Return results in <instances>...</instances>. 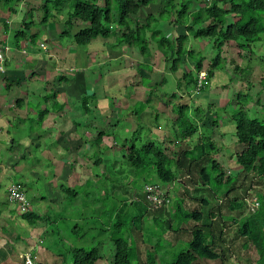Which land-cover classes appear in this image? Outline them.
<instances>
[{"label":"trees","instance_id":"trees-1","mask_svg":"<svg viewBox=\"0 0 264 264\" xmlns=\"http://www.w3.org/2000/svg\"><path fill=\"white\" fill-rule=\"evenodd\" d=\"M22 2L24 0H0V9L14 15L16 13L14 6ZM150 5L153 7L149 9ZM144 8L157 10V18L146 19L141 24L138 16ZM42 9L44 16L41 24L44 23L45 26L51 18L65 15L67 22H64L67 27L61 31L60 38L66 36V39L77 48L92 46L93 50L91 51L90 48V52L98 54L108 48L115 49L123 45L132 47L146 61L144 64H139L136 68L137 72L146 69L152 72V66L147 62L154 55H159L163 72L174 75V83L177 84L174 93H160L161 96L155 98L164 107H169L170 101H176L177 95L190 96L192 91H196L197 74L204 70L205 65L208 66L206 82L210 83L213 71L217 70L222 60L221 53L225 46L235 44L238 51L247 52L245 50L259 42L260 36L264 33V0H49L44 1ZM5 19L0 21L2 25L0 38L9 35L11 42L8 43L15 50H19L21 45L28 50L38 47L40 31L34 28L31 14L27 15L21 25L15 29H10L11 25L8 19ZM55 22L57 21L54 20L53 23ZM149 22L154 26L150 27ZM159 22H167L172 27H182L183 32L175 38L165 37L157 29ZM47 27H44L45 33ZM189 38L209 42L211 49L214 50L212 57L206 59L192 50L188 51ZM4 50V44L0 40L2 66L5 64ZM187 61L192 64L193 71L186 68ZM230 65L239 72L240 68L235 62L230 61ZM9 74L5 72L3 76ZM161 84L165 86L166 79H163ZM259 85L264 90V80L260 81ZM250 87L251 84L248 82V85H243V93L236 95L235 100L241 104L231 117L235 128L230 138L240 152L223 159L227 168L222 167L221 162L214 159L221 147L218 148L208 139V143L204 142L201 135L197 138L202 127L199 125L202 118H197L200 113L198 108L192 109L190 105L179 104L177 100L175 110H171L172 113L174 112L171 139L165 140L163 144H156L150 140L142 142L135 137L140 130L138 121L143 111L147 110L143 102L134 103L128 108L122 107L124 113L131 110V115L129 113L128 115L135 117L138 125L132 133L133 139L130 142L124 141L119 146L124 152L122 158L128 167L141 173L142 176L147 173L155 176L159 183L158 187L163 190L168 202L160 208L153 209L144 189L151 185L148 182H144L138 189L143 194L141 199L138 200L136 194L132 195L130 188L121 191L126 198L119 204L118 200L112 202L114 198L108 194L107 186L109 184L114 194H118L116 166L111 160L104 164L100 152L96 151L92 155L94 158L92 167L88 170L93 174L97 167L103 165V174L88 176L81 185H77L88 201H83L80 212H75L71 216H65L63 213L64 217L59 219L69 218L71 222L75 221L73 233H76L81 226L85 229L83 235L89 232L92 244L96 243L89 249L74 246L69 249L63 248L62 254L52 251L53 253H49L50 257L57 256L56 259L60 257L66 264L101 262L102 264H241L233 258L235 250H231V247L225 244L227 226L231 225L236 228V237L241 241V249L245 251L244 256L250 253L255 258L253 264H264V192L254 191V195H248L253 180H257L258 183L264 182V119L253 118L245 110V105L250 103L244 92L248 93ZM208 88L202 85L196 94H202ZM144 90L140 86L138 92L136 91L137 94L134 92V95L142 98ZM152 102L150 96L146 104L150 107ZM254 104L257 106L259 102ZM15 107H19L18 101ZM137 110L141 113L136 114ZM42 114L32 118L26 117L22 122L25 124L34 122L32 124L39 127L43 120ZM155 118L157 121V117ZM216 119L217 117H214L212 123L216 122ZM76 127L79 125L76 124ZM103 137H105L104 132L97 134L93 143L101 145ZM179 144L184 145L185 148L179 149ZM168 146L171 148L173 146L174 149L179 150V153L173 152ZM68 147L69 145L65 149ZM207 157L213 159L205 162ZM74 164H71L72 168ZM228 164L237 168L234 177H227L225 174L231 172ZM193 168L198 173L199 181L203 186L201 190L207 198L191 199L182 194V203L176 204L171 212L166 211L165 208L171 201L168 190L162 186L185 185L188 181L192 182ZM181 175H184V178H181ZM248 176H252V181L245 185ZM92 179L95 180L94 184ZM9 186L10 183L7 187ZM60 190L63 202H71L79 197L76 188L71 186L61 187ZM103 192L104 196H100ZM208 194L211 197H208ZM96 195L98 199L95 200ZM247 198H251L250 201L255 198L258 203L257 209L253 212L247 209L248 205L245 202ZM184 200L190 205L185 204ZM92 201L96 202L97 206ZM104 201L109 202L108 206L103 205ZM62 208L65 212L63 205ZM205 208L206 213L203 211ZM85 210H89L90 214H86ZM223 211L228 215H222ZM244 211L248 214L238 216ZM21 219L27 226L35 225L40 221V217L30 213L22 215ZM149 219L152 224L149 223L147 226L146 220ZM176 220L179 221L178 227L173 225ZM192 221L194 224H190L188 229L180 226L181 222L186 224ZM79 222L80 225H76ZM183 232H187L189 238L183 237ZM164 242H168L167 247L162 245L165 244ZM103 243L111 245L112 249L109 250L112 252L111 258H107L103 253ZM64 256L68 257V262Z\"/></svg>","mask_w":264,"mask_h":264},{"label":"rangeland","instance_id":"rangeland-1","mask_svg":"<svg viewBox=\"0 0 264 264\" xmlns=\"http://www.w3.org/2000/svg\"><path fill=\"white\" fill-rule=\"evenodd\" d=\"M44 1L49 0H24V2L18 3L14 6V10L16 12L14 15L6 13L0 9V21H4V18L8 19L9 24H14L12 28L15 29V27H19L21 25L23 19H25L27 15L31 14L34 28L40 31L38 35V43H43L44 41H46V46L50 51L52 48H56V42L52 39L53 36L50 35V33H52V31L54 30L51 24L55 26L60 25L61 30L63 31L67 27L64 22H67V19L63 14L60 16H56L55 19L51 18L49 20V23L46 25L50 27L47 28V31L45 33L44 27L46 26L44 25V23L41 24L42 17L44 16V12L42 9ZM152 7L153 5H150L149 9ZM53 19L57 22L53 23ZM149 23L150 27L154 26L153 23ZM159 25L160 23L158 24V26ZM1 26L2 25L0 23V31ZM58 39H60L58 44L60 42L61 44H63L66 40V36ZM7 40L8 39H6V41ZM187 50H192L196 54H199L206 59L211 58L214 54V50L211 49V44L209 42L205 40H193L192 38L188 39ZM240 51L237 50V46L235 44L225 46L223 48V52L221 53L222 60L217 67V70L213 71V74L211 76L209 88L200 95L191 94L190 96H187L185 94H181L177 95L178 98L176 99V101L178 100L179 104L190 105V108H198L200 110L197 118H202L201 124H199L202 127L200 126V134L197 135V138H200L201 135L203 137L202 139H204V142L206 141V143H208V140H210L212 143L217 145L218 148L221 147V150L218 151L219 153H217L216 156H214V159H216L218 162H221L220 165L226 168L228 166H225L223 159H226L228 156L235 152H240V149L236 148L231 142L230 136L234 134L235 128V123L233 122V119H231V117L241 104L239 101L235 100L237 97L236 95L237 93H243V85H248V82L251 84V87L249 88L248 93L244 92V95L247 96V100H249L250 104L245 105V110L253 118L264 119V90H262L259 85L260 81L264 80V33L260 36L259 42L252 44L249 49L245 50L247 52ZM132 52L134 53V55H131ZM135 52L137 55H135ZM112 54L115 59H118L116 60V62H111L108 68L106 65L99 68L98 66L100 65V61L98 58H96V63H94V68H96L95 70H97L101 74V76L98 84L94 85V83L93 87L95 86L96 88L97 86V90H101L100 88H102V92H99V97L96 98L97 107L92 106L90 109L95 115H99L100 118L105 120L103 124H101L100 122L90 124L89 121H86L89 124L86 125V127L89 128V131L85 132L82 130L83 128L78 130V138L76 140L67 138L68 135L64 136V141L62 138H54L53 135H49V137L45 136L46 138L40 140V143H37L36 140H33V144L35 146L32 147L31 150V152L33 153L32 161L29 160L30 149L27 151L19 149V146H23V144L25 143L22 139L13 138V135L5 138L0 132V162H3L0 165V213L7 211L9 212L6 214L7 218L5 217V215L3 216L5 217L3 222V229H6L7 233L0 231V264H20L19 258L23 256V250L33 253V245L35 246L36 254L40 256L39 264H66L63 263L60 257H58L59 259H56L57 256L51 258L50 254L53 253L52 251L57 254L59 252L62 254L64 252L63 248L69 249V247L74 246L85 247L89 249L96 243L93 242L92 244V241L89 237V232L83 235V233H85V229L81 228V226L78 227L79 229L76 231V233H73V230H75L73 226L75 221L71 222L69 218H67L66 220H59L64 217L63 213L65 216H71L75 212H80L81 204L83 203V201H88V199L84 198V192H82V190H79L80 186L77 185H81L83 183V180L87 179L88 176L94 177L95 175L103 174V165L97 167L96 172H94L93 174L88 170V168L92 167L91 164L94 161L92 155L96 151L100 152V157L102 158L104 164L111 160V163L116 166L115 168L117 171L116 177L118 194H114V190L111 188V186H109V184L107 186L108 194L114 198L112 202L118 200L119 204L122 199L124 200L126 198L125 196H123V193H121V191L130 188L132 189L131 194H136L138 200L141 199L143 194L138 189L141 188L144 182H148V184L151 185L158 184L157 186H159L156 177L152 174L149 175L147 173L145 176H142L141 173L128 167L122 158L124 152L119 149V146L124 141L130 142L133 139L132 133L137 129L136 127L138 125L140 127V130L137 132V135H135V137L139 138L140 141L142 140V142L150 140L156 144H163L165 140L171 139L172 120L174 119V112L172 113L171 110H175L176 101H170L169 103H171V105L169 107H164L162 103L157 102L155 98H159L161 96L160 93H174L173 77L175 76L163 72L162 60L159 58V55H157L156 57H152L147 62L148 65L152 66V72L148 71L149 69L137 72L135 62L140 61L142 63V59H140L137 51H134L132 47H127L126 49L122 50V52H112ZM238 54H240V56ZM80 57L83 58L82 56ZM126 59H129V61H127ZM109 60L111 59H105V64H107L108 62L106 61ZM230 61L235 62L236 65L239 66V72L235 71L234 67L230 65ZM78 62H83V60ZM125 62L127 63L125 64ZM179 67L181 68V65H179ZM186 68L190 71H193V66L190 65L188 61L186 62ZM207 69L208 66L205 65L204 71H207ZM111 70L112 73H115L114 76H107L106 74L108 72H111ZM62 76L63 79L69 77L67 73H62ZM3 79L5 81H9V84H14L17 82L18 78H13L9 74L6 77H3ZM21 79L25 78L21 77ZM163 79H166L167 81V84L165 86L161 84V81ZM155 85H157L158 88ZM106 86L110 87L109 92H106L103 89V87L106 88ZM140 86L145 90L143 91V94L141 96L142 98H137L134 95V92H138V87ZM15 90L16 89H14L10 93L9 89H5V93L8 94L7 97L9 99L11 98ZM129 94H131L132 96L130 97ZM216 94L219 95L216 96ZM150 96L153 102L149 107V105L146 104V101ZM4 97L5 96L0 99H4ZM109 99L118 100V104L112 103V105H109V103L111 104ZM126 99L127 101H125ZM257 101L259 102V104L256 106L254 103ZM139 102H143V106H146L147 110L143 111L140 117L141 119L138 121L137 125L135 117L133 118L132 116H130L131 110L124 113L122 107L126 108V104L131 103L133 106L134 103L137 104ZM71 103L72 99L69 101V105ZM70 108L71 110L83 114L79 110H76L75 106H72ZM80 110L82 111L83 108H80ZM138 111L139 110H137L136 114L141 113V111ZM128 113L130 115H128ZM0 114V117H2L0 125L4 126L2 120L4 118L8 119L6 116H4V109ZM155 117H157V121H155ZM214 117H217V121L212 123ZM67 118L65 115V118L63 119L64 123H69V118L68 121ZM107 119H110L111 121L108 122ZM20 123L21 128L29 127L23 122ZM47 126L49 125L47 124ZM49 127H53V129H55L56 133H53L55 135L58 134L57 131L65 128V126H56L55 128V124H52V127ZM97 127L100 129L103 128L105 137L102 138L101 145H99L98 148L97 144L95 143L92 144L91 148V143L87 142V139H85V137L92 135L93 132L90 131V129H95ZM33 128L38 127L34 126ZM50 132L52 133V131ZM42 142L47 145V150L50 149V145L54 147L52 150H49L48 153H45V151H43V153H45L44 156L43 154L41 155L39 151L43 146V148H46V146ZM29 143L30 141L27 145H29ZM67 144L70 145L69 148L71 149L69 150V153H66V156H61V151L66 148ZM179 145V149L183 150L185 148L184 145ZM12 146H15L14 149L10 148ZM105 147L106 149L108 148L110 150H106ZM169 148L173 150V152L177 151V153H179V150L174 149L173 146L172 148ZM37 152L40 153L42 157ZM8 156L9 160L7 159ZM19 156L27 159V161H31L29 165H32V168H34V174L30 175L31 166H29V176L27 180H24L23 177H19V180L26 191V196L30 202V214H34L40 217V221L32 226H26L27 224H25V222L21 219V215H19L18 213L19 211H22L20 210V207H14L12 204L5 201L7 186L9 184V180L12 179L10 178L12 177V172L6 170L4 174L2 167L4 166V161H8L7 164H9L11 158L17 159L18 157V159H20ZM34 156L39 160V162L36 164L34 162H36L37 160L34 159ZM210 159H213V157H207L205 162L209 161ZM114 160L116 162H114ZM72 163H75L73 168L71 167ZM44 164L50 165L51 169H49L48 167L47 169H45ZM21 166L22 164H19V167ZM229 167V170L231 172H225V174L227 177H234L236 175L235 171L237 168H235L234 165H229ZM73 170L75 172H73ZM196 172L193 168L192 182L188 181L187 183H185V185H160L168 190L169 199L171 201L170 205L165 208L166 211L171 212L173 209H175L176 204L181 202V197L183 198L182 194H185V197H189L191 199L207 198L204 192L201 190L203 186L201 185L198 173ZM183 176L184 175H181V178H184ZM251 179L252 176H248L245 185H248V183L252 181ZM256 181L253 180L252 188L250 190V193L248 194L249 196L254 195V191H258L259 193L264 192V182L258 183ZM94 182L95 180H93L92 184H94ZM45 184L53 186V189L46 193L47 198L41 196L42 192L45 191V189L43 188ZM70 186L71 188H76L79 197L75 200H72L71 202H63L64 199L62 193H60V188H67ZM100 196H104V192ZM209 196L211 197L210 194H208V197ZM96 199H98L97 195L95 197V200ZM249 199L247 198L245 199V201ZM92 203L97 206L96 202L94 203V201H92ZM108 203V201H104L103 205L108 206ZM185 204L189 203L185 201ZM62 205L65 208V212L62 210ZM206 210V208L203 209L204 213L207 212ZM85 213L90 214V211L85 210ZM156 213L160 214L161 212ZM8 214H12L14 216L12 220L11 216ZM247 214L248 213L244 211L242 214L239 213L238 216H245ZM222 215H228V213L223 211ZM238 216H236V218H239ZM1 220L2 217L0 218V223ZM183 222H181L180 226L184 229H188L191 226L190 224H194L193 221L192 223L190 222L186 224H184ZM149 223L152 224L151 219H149V221L146 220L147 226H149ZM178 223L179 221L176 220L173 224L174 227H178ZM76 225H80V222ZM57 232L59 234H57ZM182 236L186 239L189 238L187 232H183ZM224 240L226 246L231 247V250H235L233 258L236 261H239L241 264H253L255 259L254 255L252 256L250 253H248V256H244L245 251L243 252V250L241 249V241L236 237V228L234 226H227ZM164 243L165 244L162 245L167 247L168 242ZM24 247L26 248L23 249ZM103 249V253H105L106 257L111 258L112 252H109V250L112 249L111 245L109 243H103ZM64 259L67 260V262L69 261L68 257L66 256H64ZM37 261L39 260L37 259ZM102 263L103 262L99 264Z\"/></svg>","mask_w":264,"mask_h":264},{"label":"crops","instance_id":"crops-1","mask_svg":"<svg viewBox=\"0 0 264 264\" xmlns=\"http://www.w3.org/2000/svg\"><path fill=\"white\" fill-rule=\"evenodd\" d=\"M197 6H203V5L197 4ZM156 14H157V10L154 11L144 8L139 13L138 21L141 24H143L146 19H151V18L156 19L157 18ZM159 23L160 25L158 26L157 29L160 30L165 37H169V38L174 36L177 37L183 32L182 27H172V25H169L167 22H159ZM13 26L14 24L11 25L10 29H13L12 28ZM51 26L54 30L52 31V33H50V35L53 36L52 39L56 42V48L55 49L52 48L50 51L46 46L47 42L44 41L43 43H37L38 47L33 50H28L25 48L27 51V56H21L22 54L19 51H21L22 45L20 46L19 50H15L8 43L11 42L9 35L7 37L0 38L4 46H8L11 49L5 55L4 71L6 73L7 72L10 73V76H12L13 78H18L16 83L9 84V81H5L3 79L4 76L0 73V98L5 96L4 99H0L1 101L0 113L4 109L5 111L4 116L8 118V119L4 118L3 119L4 121L2 120L4 126L0 125V132L1 134H3L5 138L10 137V135H13V138L22 139L25 143L23 144V146H19V149L26 151L30 149L29 160L31 161L33 158V153L31 152V150L32 147L35 146L33 144V140H36L37 143H40V140L46 138L45 136L49 137V135H53L54 138L56 139L62 138L63 141L65 140L64 136L68 135L67 138L76 140L78 138L77 136L78 130L83 128L82 129L83 131L85 132L89 131V128L86 127V125L89 124L86 121H89L90 124L95 122H100L101 124H103L105 120L100 118L99 115H95L90 109L92 106L97 107L96 98L99 97L98 95L99 92H102V88H100L101 90H97V86L96 88L95 86L93 87L94 83H95L94 85L98 84L101 76V74L97 70H95L96 68H94V63H96V58H98L100 61V65L98 67L101 68L104 65H106L108 68L111 62H116V60L118 59V58L115 59L113 57L112 52H120V51L122 52V50L128 47L123 45L115 49L108 48L112 50L106 49V51L103 53H98V54H96V52L91 53L90 48H92L91 49L92 51L93 50L92 46L86 47L85 49L77 48L67 39H66L67 41L65 40V43L61 44L60 42L58 44L60 40L58 38H60L62 31L61 27L60 25L55 26L52 24ZM49 27L50 26H48L47 28ZM6 39L8 40L6 41ZM40 44H44L46 48V53H43L39 49ZM133 50L135 51V49ZM131 55H134V53L132 52ZM135 55H137L136 52ZM80 56H82L83 58H81ZM154 56L156 57V55ZM107 58H110L111 60L106 61L108 63L105 64V59ZM140 59L142 58L140 57ZM82 60L83 62H78ZM126 60L129 61V59ZM143 62H144L143 59H142V63L140 61L135 62L136 68L139 66V64H144ZM126 63L127 62H125V64ZM190 65L192 64L190 63ZM203 72L206 73V71L204 70ZM62 73H67L69 77L63 79ZM114 74L115 73H112L111 70V72H108L106 75L114 76ZM21 77L25 79H21ZM176 85L177 84L174 83L173 89L176 88ZM5 89H9L10 93L14 89H16L15 92H13L10 99L7 97L8 94L5 93ZM103 89L106 92H109L110 87L106 86V88L103 87ZM89 92H93V93L95 92V93L93 94ZM130 95L131 94H129V96ZM217 95L219 94H216V96ZM71 99H72V103H71L72 105L71 104L69 105V101ZM127 99H131V98H127ZM127 99L125 101H127ZM17 101L19 107H15ZM110 102H111L110 105H112V103L118 104V100L116 99L110 100ZM72 106H75V109L79 110L83 114L71 110L70 107ZM131 106L132 103L126 104V108ZM80 108H83L82 110L83 112L80 110ZM41 113H43L42 114L43 120H42V124L38 128H33L34 125L32 123L34 122L27 124L29 126L27 128H21L20 122L25 120L26 117H30V118L36 117L38 114ZM65 115L66 118L67 117L69 118V123L67 122L68 118L66 121L67 123L63 122ZM1 118L2 117H0V121ZM107 121L109 122L111 120L107 119ZM46 122L51 127L52 124H55V128L56 126L57 127L65 126V128H62L59 131H57L58 134L55 135L53 134L56 133L55 129H53V127L50 128L49 126H47ZM76 124L79 125V127H76ZM49 130L52 131V133ZM90 131H92L93 134L90 136H86L85 139H87L86 140L87 142L91 143V148H92V144L97 134L103 133L104 131L103 128L100 129L98 127L95 129H90ZM28 140L30 141L29 145H27L29 142ZM98 144H97V148L100 145ZM68 145L69 144H67V146ZM45 146L46 148H43L44 147L43 146L41 150H39L41 155L43 154V156L45 153H48L49 150H52L54 148L53 146L50 145L49 146L50 149L47 150V145ZM14 147L15 146H12L10 148L14 149ZM69 147L61 151L62 152L61 156H66V153H69V150L71 149ZM43 151H45V153H43ZM40 153L38 154L40 155ZM7 159L9 160V156L7 157ZM34 159L37 160L36 162H34L35 164L39 162L38 158H36L35 156ZM31 161H27V159H23L22 157H20V159H18V157L17 159L11 158L9 164H7L8 161H4V166L2 167L4 174L6 170L12 172V177H10L12 179L9 180V183L10 182L21 183L19 177H23L24 180H27L29 176V171H28L29 166H31L30 175L31 174L33 175L34 168H32V165H29ZM2 163L3 162H0V165ZM19 164H22V166L19 167ZM44 166L45 169H47V167L51 169L50 165L44 164ZM0 181H1V176H0ZM43 188L45 189V191L42 192L41 196L46 197V193L52 190L53 186L49 184H45ZM5 201H6V195H5ZM7 213L9 212L7 211L0 213V218L2 217L0 223V229H1L0 231H6V229H3L4 226L3 222ZM4 215L5 217H3ZM10 216L12 220L14 216L12 214ZM25 248L26 247H24L23 249Z\"/></svg>","mask_w":264,"mask_h":264},{"label":"built area","instance_id":"built-area-1","mask_svg":"<svg viewBox=\"0 0 264 264\" xmlns=\"http://www.w3.org/2000/svg\"><path fill=\"white\" fill-rule=\"evenodd\" d=\"M4 52H7V48H4ZM39 49L46 53V48L44 44L39 45ZM22 54H26V51L23 50ZM3 60V56L0 51V63ZM1 70V69H0ZM205 74L200 73L198 80H197V90L203 85H205ZM145 192L147 193V200L149 201V204L153 209H157L162 207L163 205L167 204V198L163 193V190H161L160 187L155 185H149L146 186ZM8 201L9 203L15 204L16 206L20 207L21 209H25L27 207V202L25 199V196L23 194V190L21 189V186L19 184H12L8 189ZM248 203V209L250 212H253L258 207V203L256 199H253L252 201L246 200ZM37 256H35L32 253L26 252L22 256L21 264H37Z\"/></svg>","mask_w":264,"mask_h":264},{"label":"clouds","instance_id":"clouds-1","mask_svg":"<svg viewBox=\"0 0 264 264\" xmlns=\"http://www.w3.org/2000/svg\"><path fill=\"white\" fill-rule=\"evenodd\" d=\"M4 48H7L8 50H7V52H5V55L11 50L8 46H4ZM22 49H21V51H19L21 54H22V51L23 50H25L26 51V49H25V46L23 47H21ZM23 56H27V51H26V54H23ZM2 63V62H1ZM1 63H0V73L3 75L4 74V72L5 71H3L4 70V66H2L1 65ZM200 73H204L205 74V87L206 88H208V84H209V82L207 83L206 82V73L205 72H200ZM200 73H198L197 74V80H198V77H199V74ZM199 90V89H198ZM198 90H197V86H196V91H192L191 92V94L193 95V94H196L197 92H198ZM19 184L20 186H21V189L23 190V194H24V196H25V199H26V202H27V207L25 208V209H21L20 208V210H22V211H19L18 213H19V215H24V214H27V213H30V202H29V200H28V198H27V196H26V191H25V189H24V187H23V185L21 184V183H17V182H10V186L12 185V184ZM9 186V187H10ZM9 187H7V191H6V201L9 203V201H8V189H9ZM255 199V198H254ZM246 202V201H245ZM10 204H12V203H10ZM247 205H248V203H246ZM14 207H17L18 208V206H16L15 204H12ZM248 209V208H247ZM21 213V214H20ZM37 216V215H36ZM4 233H7L6 231H3ZM33 247H34V252L32 253V254H34L35 256H37V259L39 260L38 262H37V264H39V262H40V256H38V254H36V251H35V246L33 245ZM26 252H29V253H31L30 251H26V250H23V254L24 253H26ZM21 260H22V257L21 258H19V261H20V264H21Z\"/></svg>","mask_w":264,"mask_h":264}]
</instances>
